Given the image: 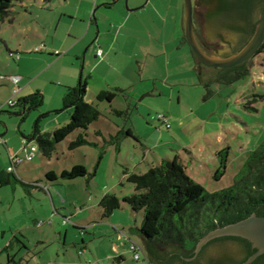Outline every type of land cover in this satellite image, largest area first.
<instances>
[{"label": "rangeland", "instance_id": "374dc122", "mask_svg": "<svg viewBox=\"0 0 264 264\" xmlns=\"http://www.w3.org/2000/svg\"><path fill=\"white\" fill-rule=\"evenodd\" d=\"M103 1L113 0H22L0 24V76L21 77L17 86L0 80V135L11 154L22 156L23 141L33 134L38 119L45 133L69 121L70 110H62L64 87L76 86L80 77L88 84L87 100L101 113L85 131L90 145L69 150L83 133L74 132L50 157L37 151L32 161L19 164L13 174L18 181L10 176V184L0 188V264H111L109 258L118 253L122 264H148L143 256L134 261L129 252L131 243L142 245L136 233L142 212L123 204L104 219L100 199L106 194L119 199L131 195L134 187L127 182L128 174H144L174 157L206 191H219L232 185L248 153L264 139L262 56L253 58L245 78L230 86L214 84L213 96L204 100L205 89L183 42V0H127L126 5L117 0L113 7L102 6ZM128 11L134 12L124 22L120 14ZM201 13L197 7L193 23L198 43L207 45L209 52L225 50L219 41L205 40ZM122 23L113 51L121 60L112 69L121 71L128 65L140 79L135 88L149 91L128 107L122 96L112 104L96 101L105 78L113 82L117 77L96 56L98 46L105 55L109 42L94 40L99 33V40L112 39ZM74 42L78 44L70 49ZM40 45L44 48L35 52ZM36 92L43 96L38 109L25 112L15 105ZM247 104L255 110L246 109ZM159 115L168 119L169 129L157 120ZM127 129L134 136L126 135ZM225 148L229 149L226 174L215 181V157ZM8 159L0 143V169L7 170ZM75 165L94 175L60 177ZM47 172H53L56 180H47Z\"/></svg>", "mask_w": 264, "mask_h": 264}, {"label": "trees", "instance_id": "16d2710c", "mask_svg": "<svg viewBox=\"0 0 264 264\" xmlns=\"http://www.w3.org/2000/svg\"><path fill=\"white\" fill-rule=\"evenodd\" d=\"M51 1L43 0L44 3ZM21 2L22 0H0V24L8 19L12 6ZM263 3L264 0H219L217 13L226 14L225 20L228 24L226 25L237 33V38L231 52L215 51L216 56L226 58L244 47L255 30L257 14ZM183 42L186 43L184 37ZM199 44L208 55V46L204 48L201 43ZM227 44L231 45L230 42ZM190 54L197 66V79L205 89L204 100L213 96L214 84L230 86L245 78L251 67L249 62L228 69L206 68L195 60L191 49ZM257 56L264 58V43L255 57ZM86 91L87 82L83 79L76 86L66 87L62 97V110H70L69 121L53 132L45 133L40 130L38 119L33 134L25 139L33 141L38 151L46 157H50L59 143L77 131L83 133L69 144V150L90 145L85 131L99 120L101 113L97 105L85 100ZM120 93H123L120 89L103 90L96 95V101L111 104ZM42 104L43 96L40 92L26 96L15 103L25 112L36 110ZM245 108L255 110L249 104L245 105ZM62 110H56L55 113ZM114 112L116 115L123 113ZM45 116L41 115V117ZM97 135H100L99 132ZM228 150L225 148L217 153L218 167L213 174L215 181H220L226 174ZM8 168L6 171H0V188L10 184V176H13L14 181H18L13 175L15 173L8 171ZM92 175L94 173L90 174L84 166L75 165L68 171H62L60 177L73 180ZM46 178L53 181L56 180V175L47 172ZM127 182L134 187L131 195L119 199L114 194H106L100 199L98 207L104 219L123 204H127L133 212H142V222L136 233L141 240L144 259L148 264H198V259L210 246L224 242H236L239 246L236 245L237 252L232 255L240 260L230 264H242L256 251L247 240L227 236L209 241L194 259L188 260L195 256L197 243L210 231L241 221L250 215L264 216V139L255 150L248 153L232 185L219 191L208 192L193 181L188 176L186 167L177 157L172 160H162L144 174L130 173ZM10 245L9 243L7 247ZM261 258L262 256H259L251 264H255ZM223 261L224 259H217L216 264H224ZM122 262V256H117L112 264H122Z\"/></svg>", "mask_w": 264, "mask_h": 264}, {"label": "water", "instance_id": "95a60500", "mask_svg": "<svg viewBox=\"0 0 264 264\" xmlns=\"http://www.w3.org/2000/svg\"><path fill=\"white\" fill-rule=\"evenodd\" d=\"M147 1V0H146ZM117 0H113L111 3H107V5L115 4ZM127 0H125V5ZM145 5V4H144ZM143 5V6H144ZM141 7L136 8L138 10ZM201 9V8H200ZM94 20V19H93ZM183 35L185 41L195 60L206 68H217V69H228L235 66H238L243 63H249L253 60V58L257 55L258 50L264 43V3L260 8L257 22L255 25V30L250 37L249 41L244 45V47L239 50L237 53L230 55L229 57L222 58L220 56H216L215 52H209L208 55L202 50L200 44L198 43L195 31H194V23H193V3L192 0H183ZM205 35L207 39H213L212 35L207 31H205ZM237 36L233 33H226L224 36L223 42L219 41L220 46L226 45L227 48L225 50L219 51V53H228L232 51V46L236 41ZM228 42L231 45L227 44ZM206 73H208L206 71ZM239 237L247 240L251 243V246L256 251L242 264H251L256 258L264 253V216L258 217L256 215H250L249 217L228 224L224 227H220L214 229L207 233L204 237L200 239L195 248V256L191 259H194L201 248L207 244L209 241L220 238V237ZM211 251H215L216 253L222 254L225 252L236 253V245L232 242H224L220 244H215L210 246ZM203 264H210V262H204Z\"/></svg>", "mask_w": 264, "mask_h": 264}, {"label": "crops", "instance_id": "0c3cea01", "mask_svg": "<svg viewBox=\"0 0 264 264\" xmlns=\"http://www.w3.org/2000/svg\"><path fill=\"white\" fill-rule=\"evenodd\" d=\"M107 3H111V2H107V1H103V3H102V6H104V7H107L108 5H107ZM116 4V3H115ZM115 4H113L112 5V7L115 5ZM91 9L93 8V6H94V4H92L91 3ZM96 6V5H95ZM142 8V7H141ZM141 8H139V9H141ZM132 12H134V11H128V12H125V14L123 15V14H120V15H122L123 16V18H124V22L126 21V20H128L129 19V17L132 15ZM182 22V26H183V11H182V20H181ZM92 23V21L90 20V24ZM123 26V23L122 24H119L118 25V27L116 28V30H115V34H116V36L115 37H113L112 39H109V38H106V39H108V40H105V39H103V40H99L100 39V36H101V33H99V35L96 37V39L94 40V42H98V44H99V42H101V43H106L105 41H108L109 43V46H108V51H106V53H105V55L104 54H102V50L99 48V46H98V48H97V51L100 49L101 50V55L100 56H97V57H99V58H101L100 59V65L101 64H104V66L106 65V66H108V69H107V72H109V73H111V72H113L114 70L112 69V66H116V64L117 63H119V61L121 60V56H119V55H117L116 53H114L113 51L115 50V48H116V42H118V34L121 32V30H122V27ZM112 27V26H111ZM115 27V26H114ZM114 27H112V28H114ZM88 32H89V29H88ZM87 32V33H88ZM109 34V33H108ZM99 38V39H98ZM80 40H78V42H79ZM78 42H77V44H78ZM93 43V42H92ZM91 43V44H92ZM76 42H74V43H72L71 45H70V49H72V48H74L76 45ZM97 51H96V54H97ZM95 56V57H96ZM119 57V58H118ZM184 58H185V60L189 63V60H188V58H187V56H185L184 55ZM99 63V62H98ZM116 63V64H115ZM187 63V64H188ZM110 64V65H109ZM194 66H195V68L193 69L194 70V74H196V71H197V66H196V63L194 62ZM126 67V69L125 68H123V70H118V72H117V70H115L114 72L116 73V77H117V79L116 80H114L113 82H108V80L105 78V80H104V82H102V84L100 85V87H99V91H98V93L100 92V91H103V90H106V91H113L114 89H120V90H122L123 91V93H120L118 96H122V97H124V99H125V101H126V106L128 107V106H130V103H131V101H136V100H141L142 98H143V96H145L146 94H148V89H142V90H140L139 91V89H136L135 88V86H136V82H139L140 81V79L139 78H137L136 77V75L135 74H133V72H132V70L131 69H129V67H128V65H126L125 66ZM116 68V67H115ZM11 76V75H10ZM8 77L9 76H7V77H3V76H0V80H4V79H7L8 80ZM18 78H19V80L21 79V77L20 76H17ZM120 77V78H119ZM81 80V77L79 78V81ZM125 80V81H124ZM87 82V81H86ZM66 87H71V85H69V86H66ZM66 87H64V88H66ZM150 90V89H149ZM87 91H89V88H88V84H87ZM65 92V91H64ZM88 93V92H87ZM87 93H86V96H85V100L88 102V103H90V101L89 100H87ZM97 93V94H98ZM61 94H63V91H62V93ZM117 96V97H118ZM116 97V98H117ZM116 98L114 99V100H116ZM114 100H113V102H114ZM112 102V103H113ZM111 103V104H112ZM128 132V133H127ZM99 134H101L100 132H99ZM126 135H128V136H134V133H133V131L131 130V129H127L126 130ZM0 138H1V135H0ZM3 140V139H2ZM4 141V143H1L4 147H5V152H6V155H8V158L11 156V155H13V154H11V152H12V150H10V148H8V146H6L7 145V143H6V141L5 140H3ZM215 159H216V166L218 167V158H217V155H216V157H215ZM9 160V159H8ZM10 162V161H9ZM215 166V168L217 169V167ZM0 171H6L5 169H0ZM186 171H187V169H186ZM36 187H37V185H36ZM38 187H40V186H38ZM40 189V188H39ZM115 253L117 252V250H115L114 251ZM117 256H120V253H118V255H112L111 256V258H109V259H111V264H112V261H113V259L115 258V257H117Z\"/></svg>", "mask_w": 264, "mask_h": 264}, {"label": "flooded vegetation", "instance_id": "af4514ba", "mask_svg": "<svg viewBox=\"0 0 264 264\" xmlns=\"http://www.w3.org/2000/svg\"><path fill=\"white\" fill-rule=\"evenodd\" d=\"M192 3H193V22H194V12L197 7H200L202 9L201 25L204 29V32L207 31L208 34L210 33L212 37L214 38V40H224L225 34L229 32L237 36V33L235 31H231L228 28L227 26L228 24L225 20L226 14L219 15L217 13L219 0H192ZM111 6L112 4L108 5L107 7H111ZM258 14H257V17H258ZM205 40H209V39L205 38ZM209 42H211V40ZM232 243L238 246V243L236 242H232ZM228 253H231V254H228ZM232 254H233L232 252H225V253L219 254V253H216L215 251H211L209 247L205 251V253L198 259V264H203L204 262H208V261L210 262V264H216L217 259H220V258L224 259L223 261L224 264H230L233 261L240 260L239 258H236ZM260 256H262V258L255 264H264V253Z\"/></svg>", "mask_w": 264, "mask_h": 264}, {"label": "built area", "instance_id": "2783aa9c", "mask_svg": "<svg viewBox=\"0 0 264 264\" xmlns=\"http://www.w3.org/2000/svg\"><path fill=\"white\" fill-rule=\"evenodd\" d=\"M44 47L43 45H40L38 47H36L34 49L35 52H39L40 50H42ZM101 55V50L99 49L97 51V56ZM9 56L11 58H13L14 60H18L19 59V55H17L16 53L10 52ZM8 80L14 84L15 86H17V83L19 81V78L16 76H9ZM18 91V88H15V92ZM8 104L10 106H14V102L8 101ZM157 120L161 123V125L163 127H165L166 129L170 128V123L168 121V119L163 116V115H159L157 116ZM0 143H4L3 140H1L0 138ZM38 151V147L34 142H30L27 140L23 141V148L21 150L22 156L19 157L18 154H13L9 157V161H10V166L8 168V171L16 173L17 167L19 164H21L23 161L25 162H30L34 159L36 152ZM63 224H65V221H63ZM129 252L132 254L133 260L134 261H139L141 259V256L144 257L143 254V250L141 248V246L135 244V243H131L129 246Z\"/></svg>", "mask_w": 264, "mask_h": 264}]
</instances>
